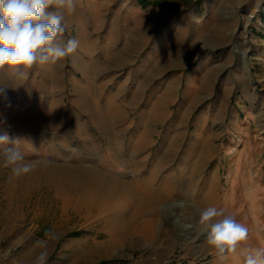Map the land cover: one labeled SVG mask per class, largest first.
<instances>
[{"label":"rangeland","instance_id":"1","mask_svg":"<svg viewBox=\"0 0 264 264\" xmlns=\"http://www.w3.org/2000/svg\"><path fill=\"white\" fill-rule=\"evenodd\" d=\"M160 1L77 0L62 37L79 42L75 53L27 80L0 73V135L18 141L33 172L91 168L133 190L171 174L170 201L183 206L154 236L131 226L129 240L99 253L130 206L64 210L46 175L10 180L0 169V264H33L44 248L47 264H243L245 248L264 247V221L252 219L264 220V0ZM119 53L123 64L108 66ZM208 206L249 228L223 259L199 232Z\"/></svg>","mask_w":264,"mask_h":264},{"label":"clouds","instance_id":"2","mask_svg":"<svg viewBox=\"0 0 264 264\" xmlns=\"http://www.w3.org/2000/svg\"><path fill=\"white\" fill-rule=\"evenodd\" d=\"M77 0H0V73L27 80L34 66L57 63L76 52V39H62L66 14L75 11ZM2 92V89H0ZM7 134L0 135V169L10 170L9 179L30 174L35 164L25 161ZM183 206V202H179ZM199 232L210 251L221 259L234 254L249 237V228L223 210L208 206L199 210ZM48 251L41 250L33 264H47ZM243 264H264V247L245 248Z\"/></svg>","mask_w":264,"mask_h":264},{"label":"bare ground","instance_id":"3","mask_svg":"<svg viewBox=\"0 0 264 264\" xmlns=\"http://www.w3.org/2000/svg\"><path fill=\"white\" fill-rule=\"evenodd\" d=\"M157 18L158 16L155 15L147 17L142 22L141 27H136V30H134L135 34L137 35L139 28L141 31L143 27L147 34L153 28ZM133 47L134 50L138 48V46ZM170 58H167L166 60L168 61L165 63L173 60ZM124 61L125 58L122 53H119L118 55H113L107 65L112 68H119ZM56 64H59V62ZM56 74L57 78H59V71H56ZM117 92L119 94L121 90ZM56 120L59 121L60 119L56 118ZM202 145L204 148L208 146L206 141ZM36 167L35 172L32 171L30 174L46 175L51 189L62 201L64 210L69 207L74 209V211L83 210L91 217L90 211L92 208H97L98 213L104 215L114 207L124 206L125 208L130 206L127 216L117 220L112 219V222L115 223L111 228L112 241L111 243L106 242L103 245H96L95 251L99 253H108L113 247L118 246L123 239L129 240L128 235L130 234L131 226L148 236H154L157 223L165 217H171L177 210L178 205H180L178 202L170 201L172 196L175 195V190H173L171 185V180L173 179L171 174H167L163 178L151 174L144 180L142 188L133 190L125 182H115L112 186L111 181L104 174L91 168L76 166ZM30 174L26 176H30ZM153 181L158 184V187ZM10 186L11 184L8 187ZM204 189L207 197L213 196V186L208 185ZM250 209L253 210L252 208ZM248 212L250 213L251 211ZM252 219L253 222L257 221L258 223H263L262 221H264L262 218H256V216ZM135 221H138L137 225H135ZM255 239L259 242V245L264 246V230L260 231ZM131 242L137 243L135 240Z\"/></svg>","mask_w":264,"mask_h":264},{"label":"trees","instance_id":"4","mask_svg":"<svg viewBox=\"0 0 264 264\" xmlns=\"http://www.w3.org/2000/svg\"><path fill=\"white\" fill-rule=\"evenodd\" d=\"M139 3L143 6H147V5H150V4H155V5H164L160 0H138Z\"/></svg>","mask_w":264,"mask_h":264}]
</instances>
